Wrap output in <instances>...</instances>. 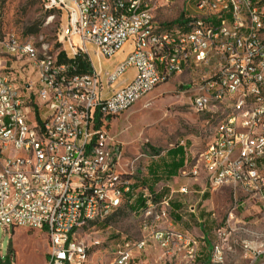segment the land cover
<instances>
[{"label":"built area","instance_id":"built-area-1","mask_svg":"<svg viewBox=\"0 0 264 264\" xmlns=\"http://www.w3.org/2000/svg\"><path fill=\"white\" fill-rule=\"evenodd\" d=\"M41 1L54 11L49 19L58 12L67 20L58 49L43 44L40 50L14 33L0 38L4 228L45 231L47 264L86 263L78 230L106 219L137 195L134 173L119 169V143L110 135L113 120L192 67L209 73L194 86L191 108L220 112L222 119L206 148L193 157L196 162L187 158L179 172L204 176L213 189L240 186L264 208V0H183L182 20L165 26L157 13L179 0ZM61 51L69 59H87V70L61 62ZM121 53L124 58L105 70V62ZM130 71L129 80L112 90ZM144 192L141 238L116 244L114 264H138L139 255L154 245L195 263L200 240L159 228L168 218L169 200L158 202ZM225 236L219 233L222 241ZM211 264H225L220 242Z\"/></svg>","mask_w":264,"mask_h":264},{"label":"rangeland","instance_id":"rangeland-1","mask_svg":"<svg viewBox=\"0 0 264 264\" xmlns=\"http://www.w3.org/2000/svg\"><path fill=\"white\" fill-rule=\"evenodd\" d=\"M184 7L183 0H179L167 10L159 11L157 21L163 26L179 23L184 17ZM49 16L41 0H0V38L14 33L21 40L33 41L40 50L43 44L54 47L67 20L58 12L52 19ZM124 56L121 53L105 62L104 69ZM95 63L98 64L97 59ZM204 73L209 70L192 67L190 72L173 76L113 120L110 135L119 143V169L143 177L146 184L159 192L158 202L165 196L168 198V218L158 223L159 228H175L200 241H204L201 238L204 236L203 256L193 264H211L213 248L219 242L225 264H264V208L258 197L240 186L213 189L203 176L196 179L179 172L157 182L147 177L149 164L158 156L185 145L186 158L195 163L193 157L197 158L211 141L222 119L220 112L201 113L190 106L194 86ZM133 74L134 71L128 72L111 89L124 85ZM182 186L188 188V193L179 192ZM210 198L204 205L203 201ZM143 203L136 208L139 210ZM142 224L143 218L125 204L106 219L80 228L77 237L87 250L84 264H114L116 244L141 238ZM222 231L226 232L224 241L219 237ZM48 250L45 231L7 229L0 224V264H47ZM136 261L138 264H191L182 254L165 253L158 245L150 247Z\"/></svg>","mask_w":264,"mask_h":264},{"label":"trees","instance_id":"trees-1","mask_svg":"<svg viewBox=\"0 0 264 264\" xmlns=\"http://www.w3.org/2000/svg\"><path fill=\"white\" fill-rule=\"evenodd\" d=\"M50 14L54 13V11H48ZM60 47L59 43H56L54 46V50L58 49ZM59 60L61 62L70 63L74 62L79 67V71L84 72L87 70V59L77 56L75 59H69L66 57L65 53L63 51L59 54ZM186 151L184 149V146H178L172 151L168 152L167 154H164L163 156H158L156 161H153L148 166V172L147 177H152L155 182L160 181L163 178H171L174 176H177L179 171L185 166L186 162ZM152 185L146 184V180L141 177L138 178L137 176L134 177V192H137L136 197L132 196L134 201L131 203L128 202L129 198H127L128 201L124 203L129 206V208L136 214L141 215L145 211V200L146 198L143 196L145 189H147V194L153 197L156 201H158L159 192L156 191L154 188L151 187ZM137 205H136V203ZM142 202L143 205L140 206L139 210L136 208L139 204ZM119 210V209H118ZM117 210V211H118Z\"/></svg>","mask_w":264,"mask_h":264},{"label":"crops","instance_id":"crops-1","mask_svg":"<svg viewBox=\"0 0 264 264\" xmlns=\"http://www.w3.org/2000/svg\"><path fill=\"white\" fill-rule=\"evenodd\" d=\"M184 149H185V151L187 150L186 149V147L184 146ZM186 157H187V152H186ZM186 160H187V158H186ZM204 177V176H203ZM200 178H202V177H200ZM199 179V178H198ZM202 193V192H201ZM211 201V198L210 199H206V200H204L203 202H204V205H207L209 202ZM193 208V207H192ZM195 209V208H194ZM195 211V210H194ZM204 241H200V243H201V245H205V238H204V236H202L201 237ZM202 252H203V248H202V246H201V255H200V257H202L203 255H202ZM170 254H174V255H176L177 253H175V252H171Z\"/></svg>","mask_w":264,"mask_h":264}]
</instances>
